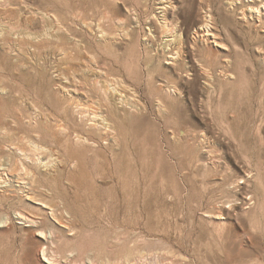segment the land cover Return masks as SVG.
<instances>
[{"label":"rangeland","instance_id":"rangeland-1","mask_svg":"<svg viewBox=\"0 0 264 264\" xmlns=\"http://www.w3.org/2000/svg\"><path fill=\"white\" fill-rule=\"evenodd\" d=\"M160 1L0 0V164L18 160L11 138L53 146L63 165L57 179L38 172L46 192L34 200L0 184V264H264V26L243 16L247 0H177L168 18L183 32L187 66L175 68L162 53ZM208 15L228 49L192 41ZM92 56L143 106L133 96L114 110L115 145L60 103V70ZM40 113L62 129L45 128L42 114L34 132L29 117ZM179 129L212 146L177 142ZM209 149L217 171L203 165Z\"/></svg>","mask_w":264,"mask_h":264},{"label":"bare ground","instance_id":"bare-ground-1","mask_svg":"<svg viewBox=\"0 0 264 264\" xmlns=\"http://www.w3.org/2000/svg\"><path fill=\"white\" fill-rule=\"evenodd\" d=\"M238 1L240 0H232L230 7L234 8L237 5L236 3ZM176 3L177 0H161L160 1L161 6L158 9L160 11L159 14L162 15V19H163V23L160 24L162 30L161 34H163L166 38L169 39L164 41L162 53L165 54V51H167V54H169L170 56L169 63L172 65V67L180 68L181 65L184 66L186 65L185 53H187L185 50L183 32L179 29L177 24L174 25L173 20H169L168 18L170 13H174L177 10ZM246 3H247L246 6L248 8L246 11H243L242 13L243 16L247 17L249 15L248 17H250L251 19L258 20L261 23V25L264 26V0H260V1L247 0ZM211 20H212L211 15L205 17L204 23L194 31L192 41H194V43L197 45V42L201 40L203 43L207 45L208 44L211 45L212 48L214 47L216 49L219 48L218 50H220L221 47L224 49L225 48L228 49L226 45L221 41V37L217 33L216 27L213 25ZM87 27L90 29V31L94 30L92 29L91 24L89 25L87 24ZM98 28L99 29L101 28L100 25ZM68 32L69 30H67V33ZM100 32L102 33V39L104 42H109L114 39V38H110L109 36H106L102 29L100 30ZM72 37L74 38V36H72L71 33H69L68 39L70 41V46L72 47L73 45L74 47H76L78 45V42L76 41L75 38L73 39ZM58 38L59 36L57 35L56 36L51 35V38L50 36L49 37L47 36L45 40L48 41L52 39L56 41ZM45 40H41V41L37 40L30 42L31 43L40 42L41 44H43L45 43ZM210 50L212 53H215V51H213L212 49ZM60 53L62 57L61 59L63 60H70L71 62L75 58V54H73V51H68V49L64 47L60 48ZM216 57L218 58L219 56ZM96 60L97 57L92 56L91 58L87 59L86 63H83L78 67L74 66L76 68L71 66L69 74L68 72H66V70H60L61 72L60 77L62 81H65L60 83L59 85V91L61 93L60 103L62 104L65 113L71 111L73 114H80L81 115L80 118L82 122L86 121L90 123L88 124H89V129L91 131L99 132L100 135L104 137L103 140H105L106 142H112L115 145L117 139H115L112 135L114 131V124L111 118L112 114L114 113V110L117 112L120 108H123L127 105L129 107V101L133 96H134L133 100L136 101L134 107L138 110H141L143 106L140 103L141 101L137 99L136 96L137 92L126 81V79L122 78L121 76L117 77L114 73L115 70L113 71V74L109 73V71L105 68V66L101 65ZM65 62L71 64L69 61H65ZM224 62L226 66L230 65L229 59H225ZM200 67L202 70L205 69L203 65H200ZM192 68L193 67L189 66L188 68L189 70L186 71V76L189 78H191L190 76L193 75L191 73ZM81 77H84L85 80H82ZM91 86L93 87L94 90L98 91L97 96L91 94L89 90ZM167 87H168L167 89H169V91L171 92L172 87L170 86ZM158 106L159 108L165 107L164 102L162 100H158ZM42 114L43 116L41 118L44 117L47 124V127L45 128L53 127V130L55 131L62 129L60 120H57V118L51 117L47 114L40 113L37 114L35 117L33 116L29 117L30 118L29 123L31 124L30 126H32L33 130H36L34 132H37V128L39 125V122L37 121L38 119L37 117H40ZM38 137L41 138V135H38ZM76 137H77V141L79 140L80 142L84 141L85 143H92L91 139L86 138L85 136H82L80 134H77ZM174 138L176 139L177 142L188 141V142H194L195 145L203 143V145H205L206 147L212 146V141L210 138H207L203 135L201 137H198L195 134L191 136V134H189L184 129H179L175 134ZM5 142H8L13 147H15L14 148L15 150L12 152V154L18 157V160H16V162L13 163L12 165H10L11 163L10 164L8 163L9 165L0 164V184L15 186V183H17L18 185H20L18 187V191L25 193L26 194L25 198L32 200L36 199V197L38 196L36 194L37 192H39L38 191L39 189H41V191L46 192V190H43L42 185H39L41 184V182L38 172L40 171L44 172L46 173L45 174L46 176H49L53 179H57L58 177V175L55 173H57L56 171L62 165L61 158L57 156L59 152L53 146H44L34 139L27 140L26 142L24 140L23 143V142H17L16 140L11 138H7V141ZM208 156L210 157L208 159L210 162L208 163L205 162L207 164H203V165H205V167L209 166L211 167L212 170L217 171L218 168H220L221 157L215 155L210 149L208 150ZM29 163L31 164V166L34 167L36 171H33L28 166H26V164ZM15 165H17L18 167L17 169L14 168ZM14 172L16 173V175L14 176V178L17 180L16 182L12 181V178L10 176V173H14ZM246 176L247 174L245 173L242 177L237 178V180L235 179V181L231 184V186L234 185V188L236 190L238 188L241 190V185L239 181L245 180L244 181L245 183H249L250 178ZM231 186L227 184V189H226L227 193H230ZM5 189L6 191H8L9 187H6ZM229 200L230 202L236 201V197L232 196L230 197ZM218 213L219 214L217 215L222 216V210H219ZM18 216L20 219L29 220L21 212L18 214ZM32 223H35V221L34 222L32 221ZM43 235L45 234L43 233ZM43 262L48 264V261L46 260H44ZM53 264H57V263L53 262Z\"/></svg>","mask_w":264,"mask_h":264}]
</instances>
